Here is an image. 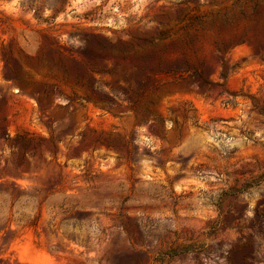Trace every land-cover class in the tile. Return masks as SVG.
<instances>
[{
	"label": "rangeland",
	"instance_id": "1",
	"mask_svg": "<svg viewBox=\"0 0 264 264\" xmlns=\"http://www.w3.org/2000/svg\"><path fill=\"white\" fill-rule=\"evenodd\" d=\"M0 264H264V0H0Z\"/></svg>",
	"mask_w": 264,
	"mask_h": 264
},
{
	"label": "trees",
	"instance_id": "2",
	"mask_svg": "<svg viewBox=\"0 0 264 264\" xmlns=\"http://www.w3.org/2000/svg\"><path fill=\"white\" fill-rule=\"evenodd\" d=\"M86 99H89V96H85Z\"/></svg>",
	"mask_w": 264,
	"mask_h": 264
}]
</instances>
